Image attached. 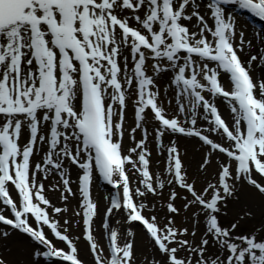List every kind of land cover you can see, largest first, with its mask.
Segmentation results:
<instances>
[{
	"label": "snow or ice",
	"instance_id": "6c2138e0",
	"mask_svg": "<svg viewBox=\"0 0 264 264\" xmlns=\"http://www.w3.org/2000/svg\"><path fill=\"white\" fill-rule=\"evenodd\" d=\"M0 264H264V0H0Z\"/></svg>",
	"mask_w": 264,
	"mask_h": 264
},
{
	"label": "bare ground",
	"instance_id": "6f19581e",
	"mask_svg": "<svg viewBox=\"0 0 264 264\" xmlns=\"http://www.w3.org/2000/svg\"><path fill=\"white\" fill-rule=\"evenodd\" d=\"M252 34H253V31L250 28H248V36H249V38H252ZM182 143H184V142H182ZM193 150H194V146L191 143H189L188 151H189L190 155L192 154ZM106 194H107V191H102L101 189L98 188V186H96L94 188V196L96 198L100 199L102 202H103V198H104V196ZM73 206H75V205H73Z\"/></svg>",
	"mask_w": 264,
	"mask_h": 264
}]
</instances>
